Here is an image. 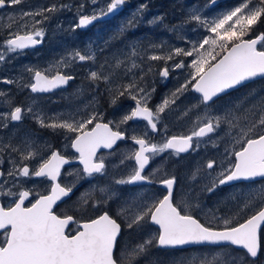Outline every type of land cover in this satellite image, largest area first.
Wrapping results in <instances>:
<instances>
[{
  "label": "snow or ice",
  "instance_id": "obj_1",
  "mask_svg": "<svg viewBox=\"0 0 264 264\" xmlns=\"http://www.w3.org/2000/svg\"><path fill=\"white\" fill-rule=\"evenodd\" d=\"M22 2L0 0V10ZM126 2L104 0L101 6V0H79L74 4L56 0L47 7L24 11L21 19L31 18L32 26L20 24L18 30L8 31L7 38L0 42V64L6 62L9 54L20 55L24 50L42 44L46 34L44 24L51 19L50 14L75 8L78 22L71 26V31L75 32L115 14ZM146 8V3L139 5L120 31L134 28L143 18ZM160 19L153 18L149 23ZM190 19L206 29L208 34L202 40L189 48L176 47L167 55L151 54L147 57L151 61H163L159 75L165 81L171 71L190 69L184 81L158 103L152 104L155 88L149 89L143 85L142 73L138 79L130 77L127 83L117 85L114 92L108 89L111 105L114 106L118 98L134 102V106L118 120L105 121V114L98 109L77 112L68 117L62 113L49 116L35 112L32 107L9 103L8 110L0 111V130L32 115L40 127L50 128L53 132L59 130L64 141L62 149L48 145L43 153L18 147L11 141L0 143V236L3 237L0 239V264H138L139 258L152 247L185 245H211L242 253L241 257H236L224 252V264H256L259 256L264 254V203L243 222L217 218L220 222L213 226L189 214L186 208L177 203L178 180L175 175L165 173L163 178L157 180L156 171L159 169L152 172L147 170L150 162L166 152L179 156L198 151L202 138L219 134L223 131V125H227L229 132H235L232 139L239 146L238 149L226 148L225 162L208 159L191 173L189 179L195 180L202 168L209 170L207 175L211 179L205 186L209 193L236 181L264 179V107L258 113H253V119H246L238 130L235 121L240 118L234 116L226 105L224 115L206 113L207 118L188 135H171L162 143L153 142L149 135L148 130L159 134L163 129L167 133L163 120L189 91L197 94L191 109H210L223 95L246 86L256 77L264 78V32L255 35L253 27L258 21L264 22V0H241L238 6L212 21L195 14ZM129 47L133 56L138 55L135 45ZM150 47L156 48L157 45ZM178 56L190 57L191 60H177ZM95 59L96 53L91 48L83 53L73 49L45 68H26L31 74L30 82L19 86L30 89L34 94L50 92L75 79L64 69H71L74 63ZM169 61L173 62L171 66ZM119 63L117 61V65ZM100 67L103 68V65ZM132 67H138L135 61ZM148 70L151 71V67ZM88 79L109 83V77L96 70L90 71ZM0 83L13 84L16 81L3 79ZM5 95L0 92V96ZM184 114L187 115V111ZM137 120L144 121L148 129L140 135L135 129L130 132L125 127ZM126 140L138 146L120 161V164L131 161L127 174L114 177L108 186L99 187L98 191L104 195L95 202L91 201L90 193L82 194L81 205L92 209L96 213L95 218L81 221L73 215H58L54 209L58 207V202L70 199L79 190L78 180L91 183L95 174H107L109 165L98 152L101 149L115 150L119 148L118 142ZM213 146L217 145L213 143ZM68 149L73 151L66 155ZM73 162L82 165V169L75 173L66 170L65 165ZM68 177L74 178L69 180ZM36 178L47 184L43 191L27 186ZM156 183L164 188V193L151 198L142 197L138 192L117 197L113 187L127 185L143 188ZM114 197L123 200L115 218L106 209L109 200ZM149 224L158 227L155 236L145 239L142 234L141 242L134 248L125 249L123 256L117 255L125 228L145 233ZM70 225L77 226L74 234L68 231ZM201 264L207 262L202 261Z\"/></svg>",
  "mask_w": 264,
  "mask_h": 264
},
{
  "label": "rangeland",
  "instance_id": "obj_2",
  "mask_svg": "<svg viewBox=\"0 0 264 264\" xmlns=\"http://www.w3.org/2000/svg\"><path fill=\"white\" fill-rule=\"evenodd\" d=\"M26 1L27 0H23L21 4L10 7L6 12L2 13L0 16V26L3 24L2 20L5 19L7 21L6 25H9L11 22L10 25L15 26L14 30H18L20 24H28L29 27H31V18L26 17L21 19V13L29 11L24 10V8H30L31 11L41 9V4L39 1L30 3H27ZM74 2L78 3L79 0H72L69 3L74 4ZM103 3L104 0H101V6H103ZM145 3L147 4V8L144 11L143 18L137 22V25L134 28L121 32V26L125 25L126 21L137 10L139 5ZM240 3L241 0H205L196 1V4H194L193 0H129V7L123 14L119 16L118 14L115 15L112 19H110L111 21L107 20L103 21V23L96 22V24L86 30L77 29L75 32L71 31L72 23L66 26V22L63 21L67 19L68 23L75 18L78 20L76 9L72 8L75 12H72L71 10V15L68 18H62V21L59 23H54L49 20L44 24L46 31L44 40L46 39L47 42L44 45V48L29 52L28 56H36L37 53L41 52L38 56H36L39 58V66L37 67L45 68L49 64H54L68 51L79 49L83 53L88 52L89 48H91L92 51L96 53L95 61L74 63L71 69L64 70L69 71L76 67V73L83 77L87 73L81 72L80 69H86V67L91 66L96 69L95 67H97V71H100L109 77V83L111 84L110 87L104 85L103 88L109 101L111 100V96L109 95L108 89H112L113 92L116 91L117 85L128 82L131 77H129V75H131L132 72L134 73L133 77L137 79L143 73V85L149 86V89L155 88L156 92L157 83H153L156 78L153 75L152 79L148 78V74L150 73L148 69L151 67V71L153 73L156 70L159 76L158 79H161L162 77H160L159 71L164 66V63L163 61H145L142 58V55L144 53L149 55L150 48H148V46H144L143 43L145 42V45H157L156 48H153L154 50H152V54L158 55H167L169 51L176 47L189 48L191 47V44L198 43L202 40L204 35L208 34L206 29L199 23L191 21L190 17L193 14L201 16L202 19L212 21L231 10L233 7L238 6ZM155 4L157 6H154ZM156 17H160L162 19L158 22L150 24L149 21ZM130 45H135L138 55H132V48L129 47ZM176 59H184L185 62H190L191 60L190 57L182 56H178ZM117 61H120L121 63L117 65ZM133 61L136 62L138 67H132ZM168 63L169 66H171L173 62L169 61ZM100 65H103V68H101ZM17 66H20V64H17ZM129 69H131V71H129ZM189 71L190 69L174 70L172 80L169 79L170 82L160 88V93L164 94V97L169 95L172 91H174L178 84L184 81ZM92 83L94 86L95 82L92 81ZM74 91L67 95L63 94L60 98L65 97L68 100L75 99L76 103V101H78L80 96L83 94V88L77 87L74 88ZM0 92L7 93L6 90H0ZM196 95L197 94L191 91L187 92L180 101H177V107H175L173 113L170 116L167 115L163 120V124L167 126V130L170 133H177L180 131L184 135H188L191 131L196 129L198 124H201L202 121L207 118V115L217 113L224 115L225 112L223 110L226 105L229 106V110L234 116L240 118L235 121L238 126V130L239 127H242L245 124L246 119H253V113H258L259 109L264 107V80H259L239 92L228 95L227 99H225L226 101L212 106L210 109H191V106L195 103L194 97ZM9 101L12 100L9 98ZM159 101L160 100H158V102ZM132 105L133 103L129 104L125 108H123V106V109H115L116 112L113 117H116L118 120L122 114L127 112L132 107ZM55 106L56 105L53 104L51 107H47L46 109L55 108ZM58 109L63 111L62 113L66 110L65 108H62V106L58 107ZM122 110L124 111L122 112ZM66 111H69V109ZM186 111L187 115L184 114ZM31 126V124L26 125L23 130L19 128L17 131L15 127L11 126L6 128L5 131L4 129L0 130V143H8L11 141L16 143L18 147L43 152L46 142H52L54 137L52 139L46 138V140L43 141V137H41L39 132L36 131L33 126ZM234 134V131L229 132L227 125H223V131H221L217 137L216 135L213 136V138L218 145H221L219 142L224 138L229 139V145L225 147L221 146L222 148L218 145L216 147L212 146V148H207L200 154V150L191 152L193 154L186 158L187 160L184 161V166H181L182 169H196V166L201 167L208 159L211 158L220 162H225L224 150L226 148L231 150L233 147L238 149L239 147L234 144L232 139ZM16 138H18V140ZM111 157L114 158V156ZM5 159H7V157ZM170 160L175 161L174 158H171ZM195 162L198 164L194 165ZM205 184L203 186V190L205 195H208L205 192ZM36 187L42 189V185H36ZM234 192L224 198L223 202H217L216 204L214 201L217 198L211 202L207 199L202 200V202H205L206 205L211 207L210 210L206 209L208 206H205V210H210L211 212V214L208 212L205 215L207 223L217 225L220 222L217 218H229L233 222H241L264 198L263 195H257L256 190H253L252 192L247 189L242 190L241 193L245 196L244 198L242 196H236L233 198L232 195H234ZM238 192H240V190H238ZM124 239H126L129 244L132 242V247H135L137 243L141 242V236H126ZM224 252H230L236 257L242 256V253L239 250L234 252L231 248L222 249L211 245H201L200 247H192L183 250L170 249L165 252L161 250L149 249L147 253L139 258L138 264L141 261H143L144 264H156L155 260L157 258L161 260L162 264H188L189 261H191L192 264H201L202 261H206L207 264H224ZM124 254L125 249L119 253L120 256H123ZM256 264H264V254L259 256Z\"/></svg>",
  "mask_w": 264,
  "mask_h": 264
},
{
  "label": "flooded vegetation",
  "instance_id": "obj_3",
  "mask_svg": "<svg viewBox=\"0 0 264 264\" xmlns=\"http://www.w3.org/2000/svg\"><path fill=\"white\" fill-rule=\"evenodd\" d=\"M34 1H39V3L41 4L40 8L47 7L51 3L56 2V0H27L26 2L30 3ZM71 1L72 0H60V2L62 3H69ZM73 1H76V0H73ZM193 1H194V4H196V1H201V0H193ZM128 2L129 0H127L123 8L120 10V12L118 13V16L123 14L126 11V9L129 7ZM154 6H157V5H154ZM8 9L9 8L0 10V16L2 13L6 12ZM24 10L31 11L30 8H24ZM72 12H75L74 9L72 10ZM50 15H51V19H50L51 22L53 21L54 23L55 22L59 23L62 21V18H68L71 14L69 10H63V11L57 12L55 14H50ZM37 19H40V17H37ZM2 21H3V24L0 26V42H3L7 38L8 31L14 30L15 28V26L10 25L11 22L9 25H6L7 21L5 19ZM63 21L66 22L65 23L66 26H68V24H71V23L72 25H74L78 22L76 18L74 20L69 21L68 23H67V19ZM31 23H33L32 20H31ZM21 34H23V31L21 32ZM46 42L47 40L43 39L42 44L34 48L26 49L24 50L23 54H20V55L9 54L6 62L3 64H0V81H2L3 79H12L16 81V83H13V84L0 83V90L7 91V93H5L6 94L5 96H0V111L8 110L9 103L14 104L16 106H22L25 108L32 107L35 112H43L47 115H52L54 113H62L63 111L58 109V107L62 106V108H65L66 110L69 109V111L65 110V112L62 113L65 117H68L69 115L75 114L77 112H84V111H91L93 109H98L99 111H102L105 114V121H107L110 119L117 120L116 117H113L115 116V112H116L115 109L117 108L123 109L131 103H133L132 106H134L133 101H131L130 99H125V98H119L114 106L110 105V101L107 99L106 93L103 88H104V85L110 87L111 84L110 83L106 84L103 80H100V81H96L93 86L92 81L88 79V74L90 75V71L96 70L97 67H95L96 69H94L92 66L86 67V69H80L81 72L87 73L83 77H81V75H78L76 73V69H75L76 67H74L72 70H69V72L75 76V79L70 81L68 85H66V87L59 88L54 91H50L47 93H35L34 94V93H31L30 89L20 87L19 85L27 84L30 82L31 74L26 71V68L28 67L38 68L37 66H39L38 65L39 58H37L36 56H38V54H40L41 52L37 53L36 56L34 55L28 56L29 52L37 51L39 49L44 48V45L46 44ZM143 44L144 46H148V48H150L149 55H151L152 50L154 49L150 47V45H145V42ZM149 55L144 53L142 55V58L145 61H150L149 59H147ZM17 64H20V66H17ZM149 72L150 73L148 74V78L152 79V75L155 76L156 79L154 80L153 83L154 84L157 83L156 85L157 90L156 92L153 93V100H152V104H155L158 102V100H161L162 97H164L163 96L164 94L160 93L161 92L160 88L165 86L166 84L170 82V80H172L174 72L173 71L170 72L169 77L167 78L166 81L163 78L158 79L159 76L156 70L154 71V73L152 71H149ZM133 74L134 73L132 72L131 75H129V77L130 76L133 77ZM260 80H264V78ZM257 81H259V79L253 82L247 83L246 86L240 87L238 88V90H232L230 94L239 92L249 87V85H251L252 83H256ZM77 87L83 88V91H82L83 94L81 96L79 95L80 99L76 101V103H75V99L68 100L65 97L60 98V96H62L63 94L67 95L69 93H72V91H74V88H77ZM146 87H149V86H146ZM227 97L228 95H223L220 99H217L216 103L212 106L218 105L219 103L226 101L225 99H227ZM9 98L12 101H9ZM53 104L56 105L55 108L46 109L47 107H51V105ZM123 111L124 110H122V112ZM172 113L173 111H170L167 113V115L170 116ZM213 122L215 123V121ZM29 124H31L36 129V131L39 132L41 137H43V141L46 140V138L52 139L54 137L52 142H49V141L46 142L45 149L43 150V152L47 150L48 145H51L54 149L63 148L64 141H63L62 133L59 130H57L56 132H53V130L50 128L40 127L36 123V121L33 119L32 115H28L23 121L15 122L11 124L10 126L15 127L17 131L19 128L23 130L24 127H26V125H29ZM125 127H127L130 132L131 130L135 129L138 135H140L142 131L148 130L145 127V122L140 121V120L131 121ZM5 130L6 129H4V131ZM148 131H149L150 137L153 139V142H156V143H162L168 136H171V135H176V136L184 135L180 131L177 133H174V132L170 133L168 130H167V133L165 134L163 129H161L159 134L151 133L150 130ZM11 135H14V134H11ZM217 136L218 134L216 135V137ZM209 137H212V139L210 140ZM16 139L18 140V138ZM202 141L203 142L200 143L199 148H198V150H200L199 154L203 153V151L206 150L207 148H212L213 143L216 144V141L213 138V134H209V136L202 138ZM219 143L221 145H218V143L216 145H218L219 147L221 146L225 147L229 145L230 140L224 138ZM118 144H119V148L115 150L101 149L98 152V155H102L105 157L106 162L109 165L107 174L105 176H101L100 174H95V177L91 183L86 182L85 180H78L77 187L79 188V190L76 191L75 194L72 195L70 199L65 198L63 202H59L58 207L54 209L58 215H61V214L73 215L77 217L78 219H80L81 221L87 220L89 218H95L96 213L92 209H90L87 205H81L80 200L82 198V194L90 193L92 202L99 200L101 196L104 195L98 191L99 187L108 186L114 177L120 178L122 175L127 174L128 165L131 163V161H125V164H120V161L124 159L126 156H128L133 149L138 147L134 145L131 140L118 142ZM72 151L73 150L68 149L65 154L68 155ZM40 152L43 153L42 151ZM192 154L193 153L179 154V156H177V155L170 154V152H166L163 154V156H158L152 162H150V165L147 170L149 172H152V171H156L157 169H159V171H156L157 180H159L160 178H163L165 173L169 175H175L178 180L177 203H179L181 207L186 208L189 214L198 216V218L202 222L207 223L205 220V215L208 212L211 214L210 212L211 207L209 205H206L205 202H202L203 199L205 200L207 199L209 202H211L217 198L214 201L216 204L217 202H223L224 198L231 195L234 191H235L234 195H232L233 198H235L236 196H242L244 198L245 196L242 195L241 192L242 190H245V189H247L250 192H252L253 190H256L257 195L258 194L259 196L263 195L264 197V191H262L264 190V179H259V178H257V180L254 182L253 181H236V182H233L232 184L223 186L221 188H217L216 191L212 193H209L205 190V192L208 194V195H205L203 186L205 183H206L205 186L210 183L211 178L207 175V171L209 170H205L202 168L201 171L197 174L196 179L190 180L189 176L195 169H188V168L182 169L181 167V166H184L183 164H185L184 161L187 160L186 158ZM111 156H114V158H112ZM171 158H174L175 161H171L170 160ZM193 164H190V165H193ZM197 164L198 163L195 162L194 165H197ZM196 167L198 168V166ZM65 169L75 173L78 170L82 169V165H79L78 162H73L70 165H65ZM204 175H205V178H204ZM213 175H215V173H213ZM73 178L74 177H68L67 179L71 180ZM36 185H42V189L39 187H36ZM27 186L36 187L37 190L43 191L47 187V184L42 183L40 178H36L33 183H29ZM93 186H95V188ZM113 187L116 190L117 197H127L130 192H138L142 197H145V198H151L153 195H160L164 193V188L160 186L158 183L153 184V185H146L143 188H132L131 186H127V185L125 186L113 185ZM201 187H202V190H201ZM238 190H240V192H238ZM180 193H183V195H180ZM122 203H123L122 199H117L116 197H114L113 199L109 200L106 206V209L109 210L110 214L113 215V217L115 218L116 214L120 210ZM261 203H264V198L256 206V208L253 211H251L250 214H248V216L254 214V212L258 210ZM205 206H208V208L206 209H210V210H205ZM201 208L203 210H201ZM248 216H246V218ZM241 222H243V220ZM76 227H77L76 225H70L68 231L74 234ZM157 232H158V227L152 224H149L148 226H146L145 233H142L141 231H138V230H129L125 228L120 238V251H122L123 249H130V247L134 248V246L132 247V242L131 244H129L127 240L124 239V237L142 236L143 234L144 238L146 239L148 237L155 236ZM2 238L3 237L0 236V239ZM200 246L201 245H195L192 247H200ZM192 247H189V248H192ZM189 248H184V249H189ZM150 249L151 250H161L165 252V251H169L170 249H176V248L152 247ZM120 251L117 253V255H119Z\"/></svg>",
  "mask_w": 264,
  "mask_h": 264
},
{
  "label": "water",
  "instance_id": "obj_4",
  "mask_svg": "<svg viewBox=\"0 0 264 264\" xmlns=\"http://www.w3.org/2000/svg\"><path fill=\"white\" fill-rule=\"evenodd\" d=\"M213 3H215V2H213ZM122 8H123V7H122ZM122 8H121V9H122ZM121 9H120V10H121ZM120 10H119L118 12H116L115 14H113V15H109V16H107V17H105V18H103V19L97 20V21H105V20L111 19L113 16H115L116 14H118V13L120 12ZM97 21H95L93 24L89 25L87 28H83V30L88 29L90 26L94 25ZM260 78H262V77H256L254 80H256V79H260ZM251 81H253V80H251ZM251 81H248L247 83H249V82H251ZM247 83H246V84H247ZM63 87H66V86H62V87H60V88H63ZM57 89H59V88H57ZM54 90H56V89H54ZM54 90H52V91H54ZM58 203H59V202H58ZM192 246H195V245H185V246H180V247H166V248H179V249H183V248H189V247H192ZM205 246H208V245H205Z\"/></svg>",
  "mask_w": 264,
  "mask_h": 264
},
{
  "label": "trees",
  "instance_id": "obj_5",
  "mask_svg": "<svg viewBox=\"0 0 264 264\" xmlns=\"http://www.w3.org/2000/svg\"><path fill=\"white\" fill-rule=\"evenodd\" d=\"M201 1H205V0H201ZM253 27L255 28V35H259L260 33L264 32V22L258 21ZM155 261L156 264H162L161 260H159L158 258ZM139 264H144V262L141 261Z\"/></svg>",
  "mask_w": 264,
  "mask_h": 264
},
{
  "label": "bare ground",
  "instance_id": "obj_6",
  "mask_svg": "<svg viewBox=\"0 0 264 264\" xmlns=\"http://www.w3.org/2000/svg\"><path fill=\"white\" fill-rule=\"evenodd\" d=\"M116 15H117V14H116ZM113 17H114V16H113ZM113 17H112V18H113ZM112 18H111V19H112ZM108 20H110V19H108ZM105 21H106V20H105ZM97 22H103V21H97ZM92 26H93V25H92ZM102 26H103V25H102ZM90 27H91V26H90ZM79 30H80V29H79ZM260 79H262V78H260ZM260 79H259V80H260ZM256 80H258V79H256ZM253 81H255V80H253ZM253 81H251V82H253ZM35 98H36V97H35ZM50 100H51V99H50ZM30 101H31V100H30ZM33 131H34V130H33ZM0 137H1V136H0ZM176 249H179V248H176ZM183 249H184V248H183Z\"/></svg>",
  "mask_w": 264,
  "mask_h": 264
}]
</instances>
